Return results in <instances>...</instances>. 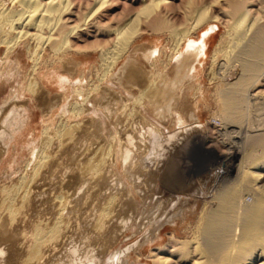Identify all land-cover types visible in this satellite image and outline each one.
<instances>
[{"label": "rangeland", "instance_id": "obj_1", "mask_svg": "<svg viewBox=\"0 0 264 264\" xmlns=\"http://www.w3.org/2000/svg\"><path fill=\"white\" fill-rule=\"evenodd\" d=\"M1 1L8 2L6 0ZM7 5L10 6L9 3ZM222 32V26L218 25V28H214V31L209 35L207 50L205 51L206 56L201 61V65H198V79L190 77L186 81L189 83H186L180 90L177 89L178 100L171 103L170 115L168 114L169 111L168 113L165 112L167 103H158V106L155 105L156 107L147 106L148 99L140 96V90L144 89L145 84L152 80L155 81V75L158 72V74L167 72L170 75L169 72L174 60L172 61L168 57L171 52L168 48L170 47V39L167 40L168 37L165 35L144 34L136 38L133 44L140 47L139 51L135 55L124 53L118 59L119 61L117 60V65L115 64L108 71L104 69L103 72V68L98 65L101 62L99 61V45L96 43H91L94 46L90 44L93 48L96 45L95 52L91 50L93 48H90L88 44L89 47H86V44V46L79 44L82 52L77 47L78 49L75 48L76 51L73 48L62 52V56V53L56 56L52 55L53 53L45 48L42 51L43 54L40 52L42 56L39 54L42 62L40 63L42 65H38L40 75L34 74L32 77L29 72L33 65L27 59L26 52L22 48L23 45L14 50L13 56L18 53L17 56L22 62L21 70L15 71L18 65H14V60L10 61L13 57L11 55L10 60L8 59V63L0 72V209H2L0 210V264H23L25 251L31 244L36 228L48 229V227H52L51 225H57L58 220V223L60 222L58 225L63 226L61 228L57 225L58 230L60 229V233L56 237L57 240H53L43 248L41 259L35 264H73V262L74 264H151L150 253L166 245L169 235L173 234L180 240L191 237L197 213L202 205L210 200L209 194L216 186L211 177L216 172L222 176L221 172L224 171L225 164L231 165L228 160H224L222 157L227 153L237 152L240 147V142L232 136L230 131L214 130L210 133L209 123H207L210 122V125L214 122V124H218L219 119L216 91L221 88L220 76L217 69L211 66L210 56ZM200 34L201 29L191 39L197 40L198 36H201ZM27 43L30 48L34 46L32 41ZM152 45H156L157 53L147 56ZM128 59H133V62L135 60L134 63L136 64H132L135 66L133 68L137 69L138 73H145L146 75L142 74L140 83H136V86L135 84L132 85L134 87H131L132 83L129 80L130 85L126 83V70L121 68ZM163 61L165 63L162 64ZM68 65L74 66L73 69ZM119 67L122 72L117 71ZM49 68L50 70H48ZM125 68L124 65L123 69ZM68 73H71L70 76ZM49 75L55 76L50 78ZM101 76L105 77V80L101 79ZM120 77L124 79L121 80ZM29 78L36 80L37 86L35 87L38 89L35 87L33 89L37 90L28 89L25 85L30 81ZM26 80L27 82H25ZM119 80L121 83L118 82ZM100 81L101 83H99ZM194 85L198 86L195 87ZM190 86L193 88L190 89ZM196 88L199 90L197 91ZM179 91H181V95ZM30 92H34V94ZM87 93L92 95L88 96ZM108 106L109 109L111 108L110 113L105 111ZM160 108H162L161 112H159ZM189 112L194 116L189 115ZM78 113L80 114L78 115ZM79 124L81 127H77ZM18 125L19 127H17ZM194 127L197 128L194 129ZM65 128H67V134L68 131L72 133L69 132L66 136ZM151 128L153 129L151 130ZM155 129L161 132L156 131L159 132V138H162L159 139V142L153 138L155 136L149 135L151 131L155 132ZM233 131L237 132L238 130L234 129ZM143 133L144 135H142ZM168 135L178 136L169 141L167 140L170 137ZM206 135L212 140V143L208 142L206 147L193 140ZM59 136H63V139ZM65 136L70 137V139L65 138ZM126 137L127 139L130 137L134 143L128 145V141L125 140ZM178 137L185 139L180 144H176ZM61 139L63 142H60ZM85 143L88 145L86 146ZM135 143L137 146L134 145ZM63 144L64 146H62ZM134 147L137 151L139 150L138 153ZM130 148L133 149L132 152ZM179 149L181 150L179 151ZM96 151L101 153L97 152L96 155ZM123 151H129L132 156H136L130 162L131 164L134 162V165L125 161L123 154L125 152ZM93 153L98 158L94 157ZM43 156L46 157L44 166L40 172H37L39 174L32 185L27 182V178L37 170L36 165ZM102 157L106 161L102 159L103 161L100 162L103 163H98L97 159ZM121 157L124 158V161ZM91 162L95 164L90 166V164L92 165ZM84 163L88 166H85ZM128 164L131 169L127 167ZM100 165L103 169L100 168ZM95 166H99V169H96ZM90 167L95 168L91 169ZM77 168H81V170ZM88 169L89 171H87ZM91 170L90 176L88 172ZM86 171L88 174L84 173ZM129 172L132 176L129 175ZM170 174L173 175L174 179L171 178ZM223 183L227 186L231 185L233 183L232 177H223ZM11 185L20 188L16 198L10 200L17 211L19 210L14 224V221L9 224L11 222H9L7 211L5 212V208H1L4 207L1 205L3 200L2 187L10 188ZM22 191L29 196L25 204H22L20 199ZM60 194L61 196H59ZM242 196L247 203L251 202L250 196L244 195V193ZM108 198L110 201L117 198L118 201L115 200L114 204L108 201ZM56 201H58V205H56ZM108 203L113 205L112 207L109 206L111 210L108 212L113 211L109 213L107 220L106 218L102 219L100 231L96 226L99 213L101 208H104ZM61 205L64 206L60 207ZM77 207L80 208L77 209ZM126 207L127 209H125ZM171 215L174 216L173 221L167 222ZM128 218L129 220H126L125 224L127 226L122 227L124 226V224L121 225L122 221L125 222V219Z\"/></svg>", "mask_w": 264, "mask_h": 264}, {"label": "bare ground", "instance_id": "obj_2", "mask_svg": "<svg viewBox=\"0 0 264 264\" xmlns=\"http://www.w3.org/2000/svg\"><path fill=\"white\" fill-rule=\"evenodd\" d=\"M6 2L7 3L0 0V49H2L0 51V72L5 67V64L8 63L7 61L9 58H11L10 56H13L14 50L20 45H23L22 48H24L26 52L27 59L31 61V64L33 65H31V69L29 68V73L32 77L34 76V74L36 76L40 75L38 73V65L42 63L41 56L43 54L42 51H44L45 48H48L51 53H53L52 55L56 56L59 53L72 50L73 48V50H75V48L78 49L80 46L79 44H82L84 46L88 44L90 46L91 43H96V45H99L100 53L98 51L96 52L99 53V61L101 62V65H98L103 68V72L104 69L108 71L109 69L113 68L117 60L124 53L127 52L130 55H135L139 51L140 47H136L133 44L136 38H139L144 34L167 36V40L170 39V47L168 48H170L171 50V52L169 50L170 54L168 55V57H170L172 61L174 60L172 68L169 72L170 75L167 72L160 74H158L159 72H156L157 75H155V81L152 80L149 83L145 84L144 89L140 90L141 95L139 94L142 98H145L146 100L148 99L147 106H155L156 104L158 106V103H167V106L165 108V112L167 113L170 110L171 103L174 102V100H178L179 95L176 93L178 92L177 89L180 90L181 88H183V86H185L186 83H189L186 81L189 80L190 77L198 79V65H201V61L206 56L205 51L207 50L208 37L214 31V28H218V25L222 26L223 32L221 33L219 41L215 45L212 51V55L210 56L211 66L217 69L220 76L219 82L221 84V88L216 91V95L218 97L217 110L219 113V119L218 124H214L215 122L211 125L210 122L207 123H209L208 125L210 133L214 130L223 132L230 131L232 136L240 142V147L237 152L227 153L222 157L224 160H228L231 163V165L227 163L225 164V168H223L224 171L221 172L222 176L218 174L219 172H216V174L211 177L216 186L214 190L209 194L210 200L206 204L204 203L200 211H198L197 213L191 237L188 239L180 240L173 234L169 235L168 243L166 245L153 250L151 253L149 252V260L151 264H264V0H6ZM8 3L10 4V6L7 5ZM200 29L201 36H198L197 40L191 39L200 31ZM30 41L34 42V46L32 48L27 46V42ZM88 45L86 47H89ZM155 46L156 45L151 46L150 52L147 56L157 53V47ZM95 47L93 48L90 46V48H93L91 50H93L94 52L96 50ZM80 50L82 52V49ZM40 52H42V54ZM17 54L18 53H16L12 57V60L9 59L10 61L14 60V65H18L15 71L19 69L21 70L22 68V62L19 60L20 58H18ZM39 54H41V56ZM62 55L63 53L61 54V56ZM61 61H63L64 63V60H62V58ZM134 62L133 59H128L126 62H124L126 68L123 69V64V67L121 66L122 70H126V74H124L126 75L127 80L125 81L128 85H130L128 83L129 80V82L132 83L131 87H134L132 86L134 84L136 86V83L140 81L142 74L145 75V73L140 74L137 72V69H134L135 66L132 65ZM163 63L165 62L163 61L162 64ZM53 64L55 63L53 62ZM49 67L51 68L52 66L50 65ZM73 67L71 68L73 69ZM162 67L165 68V66ZM50 68L48 70H50ZM118 70L121 71L120 67L119 69H117V71ZM99 71L101 72V70ZM102 72L100 74H102ZM140 72H142L141 69ZM29 73L27 72V74ZM54 76L55 75H51L50 78ZM103 76H101V79L105 80V77ZM122 76L124 77V75ZM30 78V81H25L27 82L25 85H27L28 89H33L35 86H37V83L36 80H32L33 78ZM122 78L120 77L119 79L122 80ZM101 81L99 83H101ZM118 82H120V80ZM189 88L191 89L193 88V86H190ZM198 90L199 89H197V91ZM34 92L31 94H34ZM180 92L181 91H179V93ZM176 94L178 96H176ZM90 95L92 94L90 93ZM110 109L109 106L108 108H106V110L104 108V110L109 113L111 111ZM161 111L162 108H160L159 112ZM186 112L188 111L186 110ZM190 113L191 112H189V115H191ZM79 114L80 113H78V115ZM168 114L170 115V111ZM17 127H19V125ZM77 127H81L80 124ZM196 128L194 127V129ZM149 129L150 128L148 127V130ZM152 129L153 128H151V130ZM234 129H237L238 131L234 132ZM65 130V134H67V128H65L64 131ZM198 130L200 131V129ZM156 131L159 130L155 129V132L151 131L149 135L151 137L155 136L153 138H155L159 142L160 131ZM69 132L71 131H68V134ZM184 133L186 132L184 131ZM206 133L208 134L209 132ZM65 134L62 135L64 136ZM68 134L66 136H68ZM130 135L133 136L132 134ZM142 135H144V133ZM63 136L59 137L63 139ZM66 136L65 138L70 139V137ZM176 136L178 135H172L167 140L170 141V139ZM128 138L129 139H127L126 137L125 139L126 141H128V145L133 144L134 142L131 140V138ZM62 139L60 142H63ZM184 139H179L178 137L176 139V144H180ZM190 139L192 140V138ZM130 140L132 143L130 142ZM164 140L166 141V139ZM193 140H195V142H200L201 146L204 147H206V144L208 142H210V144L212 143V140L208 135ZM67 142L69 141L67 140ZM134 145L137 146L136 143ZM62 146H64V144ZM184 147H186V145H184ZM131 148L130 151H133V149ZM135 148L136 147H134V149ZM135 150L137 151V149ZM180 150L181 149H179V151ZM138 151L136 153H138ZM97 152L98 151H96L95 154ZM131 152L126 151L125 153H123L125 155V161L127 163H130L134 157L136 158V156H132ZM95 154L93 153L94 157L98 158L96 156L97 154ZM123 154L122 156L124 157ZM104 157L97 159L98 163L100 161H103L102 159H104ZM45 158V156L42 157V159L36 165L37 170L35 172L33 171L34 173L27 178L28 180L24 179L25 181L27 180V182L32 184L36 180L39 174L37 172H40L41 168L44 166ZM122 160L124 161V158H122ZM100 163L102 164L103 162ZM85 164L86 163H84V165ZM94 164L95 163H92V165L90 164V166H93ZM132 164L134 165V162ZM132 164L130 163V165ZM124 165L126 164L124 163ZM85 166H88V164ZM100 166V168L103 169L102 165ZM169 166L171 165L169 164ZM98 167H96V169ZM127 167L129 168V164ZM124 168L126 167L124 166ZM79 169L81 170V168ZM87 171H89V169ZM87 171L84 173H87ZM94 171L97 172V170ZM91 172L92 170L88 172L90 176ZM87 174L86 176H88ZM98 174L100 173L98 172ZM129 175H131L130 172ZM172 176L171 178L174 179V177ZM223 177H232L233 183L229 185L230 187L223 183ZM2 188L3 189L1 190V193H3V200L1 202V205H4V207L1 208H5V212L7 211L9 222H11L9 224H12V222L17 219L16 216H18L17 214L19 210L17 211L16 207L11 204L10 200H12L16 196V194L19 193L20 188L18 186L12 187V185L10 188ZM28 193L30 194V192ZM243 193L244 195L247 194L248 196H250L251 202L247 203L245 201V199L243 198L244 196H242ZM59 196H61V194ZM59 196L57 197L60 198ZM28 197V194L26 192L23 193L22 191L20 198L22 202H20L22 204H25L28 200ZM116 199L111 201L109 199L108 201L114 203ZM59 200L62 201L61 199ZM57 202L58 201H56V205H58ZM64 205H61L60 207ZM109 206L112 207L113 205H111V203H108V205H106L104 208H101L100 210L101 212L99 213L98 217L99 220L97 221L98 223L96 225L99 230L103 223L102 219L106 218L107 220L109 213L113 211L112 210L108 212V210H111L109 209ZM122 207L124 208L125 206ZM127 207L125 209H127ZM78 208L80 207H77V209ZM173 218V215L169 216L167 222H172ZM126 220H129V218L125 219V222L124 220L122 221L121 225L124 224V226L122 227L127 226H125ZM58 221L56 222L57 225L60 223H58ZM14 223L15 221L13 222V224ZM57 225H51L52 227H48V229L45 230L43 229L44 227H40L41 229L36 228L35 233L32 236L33 238L31 244H29L25 251V259L23 260L24 263L22 262L23 264H35L40 261L43 248H45L46 245L50 244V242H52L53 240H57L56 237L60 233V229L58 230V226H63L61 224L58 226ZM108 248L110 247L108 246ZM88 260L90 259L88 258ZM91 260L93 261V259ZM89 263L92 262L89 261Z\"/></svg>", "mask_w": 264, "mask_h": 264}]
</instances>
